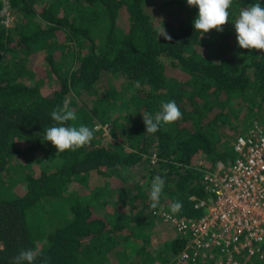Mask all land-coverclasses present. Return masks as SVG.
Returning a JSON list of instances; mask_svg holds the SVG:
<instances>
[{"label":"trees","instance_id":"obj_1","mask_svg":"<svg viewBox=\"0 0 264 264\" xmlns=\"http://www.w3.org/2000/svg\"><path fill=\"white\" fill-rule=\"evenodd\" d=\"M255 2L264 7L233 0L223 31L201 36L187 0H8L18 16L7 26L0 14V264L22 250L34 264H181L190 236L158 234L169 225L158 210L197 215L204 173L234 159L232 141L264 109V53L240 49L232 24ZM67 98V123L94 138L56 152L44 131ZM169 101L181 119L146 133L143 115ZM92 170L125 179L90 188ZM156 176L165 186L152 209Z\"/></svg>","mask_w":264,"mask_h":264},{"label":"built area","instance_id":"obj_2","mask_svg":"<svg viewBox=\"0 0 264 264\" xmlns=\"http://www.w3.org/2000/svg\"><path fill=\"white\" fill-rule=\"evenodd\" d=\"M231 148L232 161L204 173L208 194L192 197L197 215L158 210L178 234L190 236L175 256L181 264H264V115L249 120Z\"/></svg>","mask_w":264,"mask_h":264},{"label":"clouds","instance_id":"obj_3","mask_svg":"<svg viewBox=\"0 0 264 264\" xmlns=\"http://www.w3.org/2000/svg\"><path fill=\"white\" fill-rule=\"evenodd\" d=\"M189 7H196L198 14L194 19L193 29L200 32L201 36L211 30L223 31V26L229 23V8L233 5V0H187ZM158 36H162L165 41H171L163 27V19H159ZM236 33V41L240 49L256 50L264 53V7L260 2H255L250 6L239 10L238 17L232 23ZM135 87H140L137 81ZM160 111L153 116L145 113L142 117L145 125V132L155 134L161 124L171 125L180 120L182 113L175 101L162 103ZM51 119L55 126L48 127L44 131L45 142H50L56 152L76 151L89 145L94 138V129L83 124L77 126L69 125L67 122L77 120L74 111L66 105L57 106L51 113ZM116 167H121L116 165ZM165 180L161 176H156L151 182L149 192L150 207L156 209L161 200ZM183 205L180 202H173L170 205L173 214L178 213ZM37 254L32 250H22L14 260V264H34Z\"/></svg>","mask_w":264,"mask_h":264},{"label":"rangeland","instance_id":"obj_4","mask_svg":"<svg viewBox=\"0 0 264 264\" xmlns=\"http://www.w3.org/2000/svg\"><path fill=\"white\" fill-rule=\"evenodd\" d=\"M1 2L3 4V8H2L0 14H1V16L4 17L2 22L7 26H11L16 21L18 15L16 14V12L13 8H10L8 6V0H1ZM81 99H83V97H81ZM70 102H71V100L69 98H67L65 101V103L67 104L66 105L67 107L70 104ZM253 109H256V108H253ZM114 110H115V108L112 109V112H114ZM253 114H255V115L257 114L256 117H261L264 115V109L261 108L257 111L254 110ZM245 118H247V117H245ZM248 120L249 119H247L245 122H247ZM244 127H245V125H244ZM103 135L105 137H109L108 127L105 128V132L103 133ZM124 179H125L124 175L120 172H115L110 176H103V175L98 174L95 170H92L88 173L87 185L90 188H94V189L101 188L104 186H116V185L122 184L121 182L124 181ZM140 182L141 181L139 180V183ZM157 229H158V234H160L161 236H163L162 233H164L165 236L175 235V229L171 224L167 225V227L160 226ZM188 263H190V262H188ZM188 263H185V264H188ZM191 263L197 264V262H191Z\"/></svg>","mask_w":264,"mask_h":264}]
</instances>
